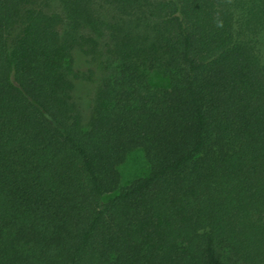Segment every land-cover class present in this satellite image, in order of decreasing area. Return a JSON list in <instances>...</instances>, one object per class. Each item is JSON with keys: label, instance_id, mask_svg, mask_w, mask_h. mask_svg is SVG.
<instances>
[{"label": "trees", "instance_id": "1", "mask_svg": "<svg viewBox=\"0 0 264 264\" xmlns=\"http://www.w3.org/2000/svg\"><path fill=\"white\" fill-rule=\"evenodd\" d=\"M263 42L264 0H0V264H264Z\"/></svg>", "mask_w": 264, "mask_h": 264}, {"label": "rangeland", "instance_id": "2", "mask_svg": "<svg viewBox=\"0 0 264 264\" xmlns=\"http://www.w3.org/2000/svg\"><path fill=\"white\" fill-rule=\"evenodd\" d=\"M261 56L264 58V42L259 46ZM74 68L79 71H87L91 68L86 62L85 57L78 51L73 53ZM150 84L153 87H161L167 85V80L161 77L156 72L150 73ZM94 84L84 80H75L74 89L72 91L73 99L79 105V108L84 117L87 116L91 97L93 93ZM119 173V185L124 186L137 177L145 175L148 171V164L140 149H135L127 153L124 161L117 167Z\"/></svg>", "mask_w": 264, "mask_h": 264}]
</instances>
